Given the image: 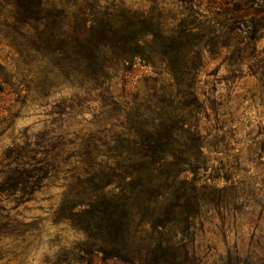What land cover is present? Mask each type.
Instances as JSON below:
<instances>
[{"label": "trees", "instance_id": "obj_1", "mask_svg": "<svg viewBox=\"0 0 264 264\" xmlns=\"http://www.w3.org/2000/svg\"><path fill=\"white\" fill-rule=\"evenodd\" d=\"M49 2L14 3L21 23L34 19L49 29L53 20L56 27L65 26V31L60 28L49 37L62 40V45L35 48L34 53L64 60L52 63L51 72L82 78L109 95L102 104L110 108L118 129L111 141L100 136L93 149L84 147L85 165L74 172L75 180L54 213V224H66L85 237L68 264H94L99 254L105 261L123 264H188L190 231L204 208L233 212L257 204L250 176L240 175V168L230 165L223 176L207 175L197 84L206 52L233 47L231 59L237 54L240 62L259 63L264 0H180L181 11L171 18L168 29L143 9L98 17L80 8L67 16L64 7L52 16ZM4 3L7 0H0V13ZM138 63L151 68L153 75L140 80L131 100L110 95L114 75L132 73ZM10 71L0 64V95L8 89L7 95H15L24 106L35 101L32 82L18 87L8 76ZM44 142L12 149L0 170V243L9 234L10 223L17 221L10 211L4 213L1 195L30 196L65 171L57 161L42 163L37 158ZM92 153H107L110 162L98 161L89 156ZM219 179L226 185L219 186ZM32 230L33 226L15 228L10 234L19 238Z\"/></svg>", "mask_w": 264, "mask_h": 264}, {"label": "rangeland", "instance_id": "obj_2", "mask_svg": "<svg viewBox=\"0 0 264 264\" xmlns=\"http://www.w3.org/2000/svg\"><path fill=\"white\" fill-rule=\"evenodd\" d=\"M16 2L7 0L1 9L0 64L11 70L8 76L11 75L18 87L32 82L36 95L35 101L25 106L15 101V95H7L8 89L7 94L0 95V170L7 164L6 157L12 149L27 144L33 147L37 141L45 140L38 147L37 158L42 163L57 161L65 171L45 181L30 196L1 195L4 213L10 211L17 221L10 223L9 234L0 243V264H68L79 254V243L85 237L66 224H54V213L62 193L75 180L74 172L85 165L84 147L89 145L93 149L92 145L98 143L100 136L111 141L118 129L113 126L116 120L110 108L102 104L109 95L93 89L92 82L82 78L70 79L65 72H51L52 63L64 60L34 53L35 48L62 45V40L49 39L61 27H56L53 20L49 21V29L34 19L21 23L19 11L14 7ZM64 7H67V16L80 8L98 17L126 15L129 10L143 9L165 23L168 29L173 25L171 18L181 11V2L50 0L47 11L53 16ZM60 31H65V26ZM233 49L223 47L213 54H205L197 84L202 102L199 128L206 136L207 175L223 176L230 165L240 168V175L245 172V176H250L247 180L252 181V191L256 189L257 204L233 212L204 208L190 231L188 264H224V261L264 264V39L258 44L261 53L257 65L252 66L249 60L240 62L237 54L231 59ZM151 75L152 69L139 63L132 73L126 75L119 71L110 82V95L121 101L131 100V94L141 87L140 80ZM52 146H55L53 150ZM101 150L106 152L107 149ZM89 156L110 162L107 153ZM217 183L226 185L223 179ZM254 198L251 196V204ZM32 226L34 230L25 236L17 238L10 234L15 228L22 231ZM102 255L96 256L94 264H123L116 260L105 261Z\"/></svg>", "mask_w": 264, "mask_h": 264}]
</instances>
